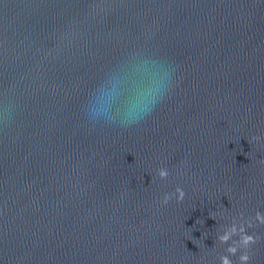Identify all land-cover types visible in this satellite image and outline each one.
<instances>
[{
  "label": "water",
  "instance_id": "water-1",
  "mask_svg": "<svg viewBox=\"0 0 264 264\" xmlns=\"http://www.w3.org/2000/svg\"><path fill=\"white\" fill-rule=\"evenodd\" d=\"M153 62L175 71L151 115L89 122L97 89L126 111L163 79ZM257 210L264 0H0V264H220Z\"/></svg>",
  "mask_w": 264,
  "mask_h": 264
},
{
  "label": "clouds",
  "instance_id": "clouds-1",
  "mask_svg": "<svg viewBox=\"0 0 264 264\" xmlns=\"http://www.w3.org/2000/svg\"><path fill=\"white\" fill-rule=\"evenodd\" d=\"M153 66L164 71L163 79L158 80L136 97V99L123 111L112 104L101 106L98 103L99 93L97 89L93 96L87 101L84 111L89 118L90 123L115 124L119 123L121 126H130L138 123L140 120L151 115L156 106L161 103L166 96L172 91V76L174 69L170 66L165 67L164 64H157L153 62ZM253 139L259 140L256 136ZM170 175L166 167L158 169V176L162 180H166ZM186 193L183 187L178 186L174 193H166L163 197L162 203L167 205L173 198L177 202H183ZM211 218L215 219L214 216ZM264 226V212L256 211L254 217L246 218L244 213L239 214V219L233 218L232 223L223 227V230L218 233L217 240L220 244L227 245L225 254L219 257L220 264H234L232 257H238L239 264H251L253 259L252 248L260 240V236L255 232L249 233V228ZM242 250V251H241Z\"/></svg>",
  "mask_w": 264,
  "mask_h": 264
}]
</instances>
